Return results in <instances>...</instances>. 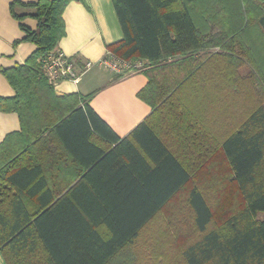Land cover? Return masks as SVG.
I'll return each mask as SVG.
<instances>
[{
  "label": "trees",
  "instance_id": "16d2710c",
  "mask_svg": "<svg viewBox=\"0 0 264 264\" xmlns=\"http://www.w3.org/2000/svg\"><path fill=\"white\" fill-rule=\"evenodd\" d=\"M72 1L11 5L24 40L37 49L24 65L2 70L16 95L0 97V111L16 112L21 123L20 135L0 146V252L7 264H109L181 190L189 191L187 219L195 228L187 230L180 262L167 259L166 244L154 246L155 260L141 264H264V0H112L124 37L108 50L148 63L139 97L152 108L132 134L152 164L139 152L141 161L127 164L128 189L150 213L125 228L123 242H105L92 230L58 244L44 223L50 211L31 216L26 199L13 194L10 185L32 195L44 185L35 180L40 169L19 159L53 133L65 141L68 130L85 125L89 135L91 125L116 145L105 157L132 139L119 138L101 120L92 96L59 97L42 75L40 59L66 36L63 14ZM27 17L37 21L35 30L24 26ZM213 176L220 178L214 189H222L220 217L204 180Z\"/></svg>",
  "mask_w": 264,
  "mask_h": 264
},
{
  "label": "crops",
  "instance_id": "0c3cea01",
  "mask_svg": "<svg viewBox=\"0 0 264 264\" xmlns=\"http://www.w3.org/2000/svg\"><path fill=\"white\" fill-rule=\"evenodd\" d=\"M37 1L0 0L1 98L16 95L2 70L24 65L37 49L24 40L25 33L20 22L13 17L11 5L13 2L28 4ZM16 10L18 13L27 11L19 7ZM63 19L67 34L57 50L73 59L80 78L77 83L63 81L54 86L56 95L92 96L90 106L101 120L119 138H131L133 131L151 114L152 108L139 97V92L148 83L143 72L116 75L101 64L110 52L108 46L124 37L113 1H72L65 9ZM23 24L31 30L37 28V21L30 17ZM88 62L93 63V67L85 71ZM89 129L92 131L89 135L85 125L77 132L68 130L65 141L53 133L51 141L48 138L38 143L32 156L19 159L20 166L40 169L35 180L42 178L44 185L33 195L28 189L19 191L10 185L14 195L26 199V209L31 216L50 211L44 223H49L48 227L55 231L54 242L58 244H71L74 238L84 237L92 230L105 242L119 244L123 242L125 228H134L141 216L144 218L150 213V209L139 203L133 191L128 189L132 176L127 164L141 161L138 152L144 157L142 161L152 164L144 149L132 137L128 144L115 150L114 156L105 157L116 145L91 125ZM20 133L19 115L0 111V146L7 138L17 137ZM17 139L10 142L9 150L14 148ZM188 195V190L179 191L147 221L135 239L125 241L126 245L109 260V264L153 262L156 256L154 246L166 244L167 259H179L180 262L182 247L188 243L187 230L195 228L193 219H187L191 214ZM113 229L118 230V236ZM0 264H7L1 252Z\"/></svg>",
  "mask_w": 264,
  "mask_h": 264
},
{
  "label": "built area",
  "instance_id": "2783aa9c",
  "mask_svg": "<svg viewBox=\"0 0 264 264\" xmlns=\"http://www.w3.org/2000/svg\"><path fill=\"white\" fill-rule=\"evenodd\" d=\"M101 64L106 66L112 73L122 76L141 73L150 67L142 59L127 61L111 52L101 61ZM92 67L93 63L88 62L85 65V71L90 70ZM40 69L43 77L52 86H56L63 81L77 83L80 78L73 59L57 49L40 59Z\"/></svg>",
  "mask_w": 264,
  "mask_h": 264
},
{
  "label": "rangeland",
  "instance_id": "374dc122",
  "mask_svg": "<svg viewBox=\"0 0 264 264\" xmlns=\"http://www.w3.org/2000/svg\"><path fill=\"white\" fill-rule=\"evenodd\" d=\"M262 50H264V45H262ZM261 51V50H260ZM261 54V52H260ZM245 72L249 71V69L246 71V70H243ZM220 165H218L219 167ZM203 179V178H202ZM220 180L219 177L217 176H213L211 178H206L204 179L206 181V183L208 182L209 183V186L212 188L210 191H208V195H209V201H210V204L212 206V209H213V213L215 214V216H219L222 214V212L224 211V208L221 207V201H220V198H222V194L221 193H218V190H222V189H214V188H217L218 186V183H213L214 180ZM204 180H201L200 181V186H203L205 184V181ZM215 180V181H216ZM217 185V186H216ZM220 187V186H219ZM235 193V191H234ZM225 194H227V192L225 191L224 193V196L225 197ZM219 198V199H218Z\"/></svg>",
  "mask_w": 264,
  "mask_h": 264
}]
</instances>
